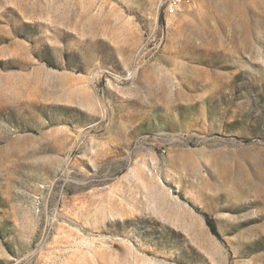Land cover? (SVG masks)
<instances>
[{
	"label": "rangeland",
	"instance_id": "374dc122",
	"mask_svg": "<svg viewBox=\"0 0 264 264\" xmlns=\"http://www.w3.org/2000/svg\"><path fill=\"white\" fill-rule=\"evenodd\" d=\"M0 264H264V0H0Z\"/></svg>",
	"mask_w": 264,
	"mask_h": 264
},
{
	"label": "built area",
	"instance_id": "2783aa9c",
	"mask_svg": "<svg viewBox=\"0 0 264 264\" xmlns=\"http://www.w3.org/2000/svg\"><path fill=\"white\" fill-rule=\"evenodd\" d=\"M194 0H163L164 11L167 16H176Z\"/></svg>",
	"mask_w": 264,
	"mask_h": 264
},
{
	"label": "trees",
	"instance_id": "16d2710c",
	"mask_svg": "<svg viewBox=\"0 0 264 264\" xmlns=\"http://www.w3.org/2000/svg\"><path fill=\"white\" fill-rule=\"evenodd\" d=\"M209 227H210L211 231H212L214 234H216V228H215L214 224L209 223Z\"/></svg>",
	"mask_w": 264,
	"mask_h": 264
}]
</instances>
